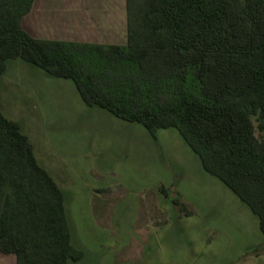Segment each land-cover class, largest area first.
Segmentation results:
<instances>
[{
  "label": "trees",
  "instance_id": "16d2710c",
  "mask_svg": "<svg viewBox=\"0 0 264 264\" xmlns=\"http://www.w3.org/2000/svg\"><path fill=\"white\" fill-rule=\"evenodd\" d=\"M33 3L0 0V76L23 60L72 80L90 107L152 135L178 130L264 232V138L256 134L264 133V0H127L124 47L36 40L22 27ZM0 254L17 264L82 258L63 191L1 107Z\"/></svg>",
  "mask_w": 264,
  "mask_h": 264
},
{
  "label": "crops",
  "instance_id": "0c3cea01",
  "mask_svg": "<svg viewBox=\"0 0 264 264\" xmlns=\"http://www.w3.org/2000/svg\"><path fill=\"white\" fill-rule=\"evenodd\" d=\"M22 27L40 41L124 47L127 0H34ZM10 95L23 101L15 117ZM0 107L64 193L82 252L70 264H264L260 218L178 130L152 135L88 106L72 80L19 59L0 76Z\"/></svg>",
  "mask_w": 264,
  "mask_h": 264
},
{
  "label": "rangeland",
  "instance_id": "374dc122",
  "mask_svg": "<svg viewBox=\"0 0 264 264\" xmlns=\"http://www.w3.org/2000/svg\"><path fill=\"white\" fill-rule=\"evenodd\" d=\"M10 100L12 101V105L14 107V110L12 107V110L8 111V115H10L11 117H15L16 114L18 113L17 111L15 112V110L17 108L21 107V104L23 103V101L20 98V96H18V95L17 96H15V95L11 96ZM254 122H255V126L257 127V122H256L255 117H254ZM256 134L258 137L264 138V133L260 132L258 129L256 130ZM150 198L152 199V196ZM0 264H16V259L14 256H3L2 254H0Z\"/></svg>",
  "mask_w": 264,
  "mask_h": 264
}]
</instances>
